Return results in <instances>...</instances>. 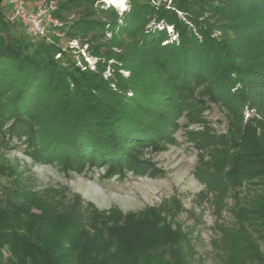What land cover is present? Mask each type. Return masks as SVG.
<instances>
[{
  "label": "trees",
  "instance_id": "obj_1",
  "mask_svg": "<svg viewBox=\"0 0 264 264\" xmlns=\"http://www.w3.org/2000/svg\"><path fill=\"white\" fill-rule=\"evenodd\" d=\"M55 1L65 23L78 12L65 36L89 46L96 69L60 38L32 40L0 7V117L12 120L9 140L27 136L33 157L123 165L136 145L165 139L173 115H188L199 82L214 103L245 107L264 93V0H129L122 12L103 0ZM256 142L246 175L255 190L221 264H264V134ZM2 173L0 264L188 263L184 239L159 219L85 212L76 195L53 191L19 195Z\"/></svg>",
  "mask_w": 264,
  "mask_h": 264
},
{
  "label": "rangeland",
  "instance_id": "obj_2",
  "mask_svg": "<svg viewBox=\"0 0 264 264\" xmlns=\"http://www.w3.org/2000/svg\"><path fill=\"white\" fill-rule=\"evenodd\" d=\"M103 1L121 12L129 8V0L120 5ZM0 7L6 15L7 0H0ZM77 16V11L68 13L67 25ZM212 35L220 38L221 31L215 28ZM60 42L75 49L72 57L79 65L86 61L96 69L99 57L87 44L66 36ZM110 64L105 61V76ZM193 91L197 96L188 105V115L184 111L173 115L169 125H162L165 139L136 145L137 159L123 165L87 161L75 169L67 160L33 157L27 136L22 133L9 140L5 130L12 120L0 117V168L12 174L10 184L19 195L53 191L65 195V200L76 195L85 212L92 204L99 211L159 219L184 239L187 264H221L241 229L238 214L246 206L247 192L255 190L246 175L255 172L252 155L257 138L264 134V93L241 107L229 100L214 103L216 96L209 95L202 82ZM253 105L256 108L251 109ZM4 175L0 181H9Z\"/></svg>",
  "mask_w": 264,
  "mask_h": 264
},
{
  "label": "built area",
  "instance_id": "obj_3",
  "mask_svg": "<svg viewBox=\"0 0 264 264\" xmlns=\"http://www.w3.org/2000/svg\"><path fill=\"white\" fill-rule=\"evenodd\" d=\"M7 4L6 18L18 23L32 40L54 42L65 37L66 23L55 14V0H7Z\"/></svg>",
  "mask_w": 264,
  "mask_h": 264
},
{
  "label": "bare ground",
  "instance_id": "obj_4",
  "mask_svg": "<svg viewBox=\"0 0 264 264\" xmlns=\"http://www.w3.org/2000/svg\"><path fill=\"white\" fill-rule=\"evenodd\" d=\"M121 1H122V0H110L111 3H113V4H117V5L122 4Z\"/></svg>",
  "mask_w": 264,
  "mask_h": 264
}]
</instances>
